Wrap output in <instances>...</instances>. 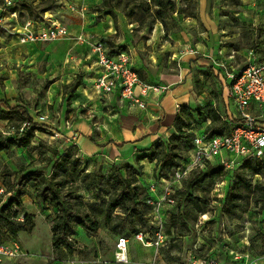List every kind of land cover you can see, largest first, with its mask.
I'll return each instance as SVG.
<instances>
[{
	"label": "rangeland",
	"instance_id": "1",
	"mask_svg": "<svg viewBox=\"0 0 264 264\" xmlns=\"http://www.w3.org/2000/svg\"><path fill=\"white\" fill-rule=\"evenodd\" d=\"M17 1L0 0V9L5 7L6 17L3 22L6 29L0 28V100L10 107L24 108L38 129L27 147L0 152V188L6 191L17 178L29 173H50L57 159L69 149L73 151L74 123L89 125L92 139L99 132L93 123L103 124L100 107L88 98L89 92L85 95L82 84L79 65L88 52L78 41L81 36L103 40L113 53H126L134 61L143 82L164 88L174 96L176 114L184 106L191 109L193 118L187 130L196 134L210 121L199 122L200 112L209 116L214 111L232 119L239 116L235 105L225 97L226 71L240 69L249 59L264 63V0H187L178 4L186 12L167 16L164 25L154 23L146 0H133L137 7L130 18L126 0H113L107 6L102 4L103 0H53L52 9L34 19L19 8ZM27 1L36 5L41 0ZM9 13H15V17ZM27 22H33L34 28L60 23L66 35L22 45L15 34L21 33ZM210 66L215 71L212 75L207 74ZM176 88L180 91L175 93ZM253 117L264 122V108L255 111ZM220 123L217 120L214 127L226 131V126ZM24 124L15 115L1 121L0 139L27 132L29 129ZM102 130L109 132V128ZM174 133L172 126L160 142L166 144ZM74 148L84 174L93 171L104 174L100 167L90 169L87 159L79 155L75 145ZM181 150L184 155L186 149L181 147ZM52 151L58 156H52ZM237 163V168L229 171L196 168L177 182L172 171L165 183L156 179L152 171L153 180L144 185H155L153 197L162 199L160 212L166 217V224L169 216L185 214L184 223L176 220L177 230L156 248L144 247L136 241L129 218L119 211L112 214L106 225L102 197L92 199L91 192L85 191L83 183L77 181L68 190L72 192L70 198L89 204L86 212L97 222L98 229L93 232L75 226L71 236L75 243L73 251H56L51 247L50 233L55 212L42 206L34 198L33 189L28 187L16 223L23 221V215H30L34 226L29 232L19 226L17 236L10 242L19 247L20 256L3 264H189L191 256L208 259L214 254L219 255L218 264H232L224 256L228 250L248 253L264 264L261 251L264 249V212H259L258 191L242 187L237 201L240 207L228 217L220 212V203L234 182L242 180L251 187L264 186V174L254 176L248 169L255 162ZM134 165L140 173L138 182L145 180L136 162ZM167 198L173 203H168ZM244 208L246 211L241 213ZM150 224L154 227L155 223ZM134 228L149 232L146 237L152 239L147 227L136 224ZM121 236L128 239L125 263H118L114 258L115 242Z\"/></svg>",
	"mask_w": 264,
	"mask_h": 264
},
{
	"label": "trees",
	"instance_id": "2",
	"mask_svg": "<svg viewBox=\"0 0 264 264\" xmlns=\"http://www.w3.org/2000/svg\"><path fill=\"white\" fill-rule=\"evenodd\" d=\"M111 1L113 0H103L102 4L107 6ZM146 1L147 10L150 12L154 23L157 21L164 25V19L167 16H171L173 13L184 14L186 12V10H180L178 4L187 0ZM126 2L129 4L130 9L127 17L130 18L134 13L133 9L136 5H133V0H126ZM32 3V1L29 2L27 0H18L16 2L19 8L28 14L30 19H34L50 11L53 6V0H41L36 5ZM134 21L138 22L136 19ZM84 51L88 52V49L84 48ZM111 53L113 54V52ZM213 72L215 71L211 66L207 68V74L212 75ZM77 85L78 82H76L75 86ZM225 88V93H227L228 86L226 85ZM12 115L17 116L21 123H26L29 130L27 132L22 131L7 139H0V152H7L12 148L27 147L33 137V132L38 129V125L24 108L21 106L10 107L6 101L0 100V122L9 120ZM198 117L201 123L205 122L206 119H210L209 124L200 132L201 135L208 134L212 136L228 132L230 131L231 123L237 122L236 119H232L230 116L228 117L229 120H224L221 115H218L214 111L210 112L209 116L200 112L198 113ZM192 118V111L188 106L180 108L179 113L175 114L173 119L175 133L170 135L166 144L159 141L148 153L138 156L136 158V165L139 166V161L144 160L154 163V177L161 181H167L169 179V172H174L175 169L189 162L190 152L193 148L192 141L196 134L187 130L190 127ZM217 120L221 122V125L226 126V131H219L214 127ZM71 147L73 151L69 149L62 157H58L59 159H57L50 173L44 171L29 173L21 178H17L6 191L12 192V196L8 197L0 208V243L9 242L14 239L19 231V226L28 232L33 228L34 224L30 215H23V221L18 224L16 223L18 210L23 205L22 198L28 194L27 188L30 187L34 191V198L42 206L50 207L55 212L50 226L51 247L56 251L66 250L72 252L75 243L71 239V236L75 226L93 232L98 229L97 222L93 221L90 214L86 212V207L89 204L82 201L77 202L70 198L72 192L68 190L77 181L83 183L85 191L91 192L92 199L102 197L106 210L104 215L106 225L111 221L112 214L119 211V213L129 218L130 224L133 227V235L142 232L141 229L134 228L136 224L147 227L153 235L155 229L150 224L152 206L147 201H155L156 198L150 194L149 186L140 183V181L138 182L140 173L137 168L125 163L123 165H113L107 174H99L94 171L84 174L81 169L80 160L76 155L77 149L74 146ZM181 147L186 149L184 155H181ZM52 152V156H58L55 151ZM72 152L76 153L73 155ZM250 161L255 162L254 166H248L252 175L264 174V160ZM205 167H215L219 171L222 170L221 166L210 162H207ZM244 186L248 191L254 189L258 191L257 201L261 203L259 212H264V186L256 184L254 187H251L246 181L243 182L241 180L233 183L220 203V212L226 217L230 216V214L240 207L237 201L241 197V188ZM147 209L149 211L148 215ZM245 211L246 208L242 209L241 213ZM184 219L185 214L171 215L168 218V224H166V217H164V225L166 224L164 234L167 237L171 236L173 231L177 230L176 220L184 223ZM148 233L144 232V234ZM261 251L264 253V249ZM224 256L227 261H230L228 252Z\"/></svg>",
	"mask_w": 264,
	"mask_h": 264
},
{
	"label": "built area",
	"instance_id": "3",
	"mask_svg": "<svg viewBox=\"0 0 264 264\" xmlns=\"http://www.w3.org/2000/svg\"><path fill=\"white\" fill-rule=\"evenodd\" d=\"M6 5H9L8 3ZM5 7L0 9V28L5 21ZM14 18L15 13H9ZM48 27L34 28L33 22H27L21 33L15 34L22 45L36 42L56 40L66 35V30L60 23L51 22ZM13 29V27H11ZM80 44L88 49L97 68V74L91 82L92 89L101 95L117 94L122 102L130 107L145 110L147 103L145 98L149 94L163 95L164 88L149 85L141 80L132 66V62L126 53H111L108 46L101 39L79 37ZM225 78L228 85V98L238 110L237 122L231 123L230 131L209 136L208 134H195L190 152L189 162L174 170V181H179L191 170L203 168L208 162L222 167L223 171L236 169L237 162L248 160H264V122L257 121L249 113L253 103L257 108L264 107V63H255L250 60L236 71H226ZM224 120H227L224 118ZM27 126V124H24ZM28 128V127H27ZM75 140L76 135L74 134ZM75 144H73L74 146ZM164 183L167 181L162 180ZM155 186H149L152 196ZM165 195L169 194L168 185L164 188ZM12 196V192L0 188V208L4 201ZM2 198V199H1ZM168 203H173L170 198ZM161 200H148L152 206L150 223L154 224L155 232L152 239L146 237L144 232L133 235L134 239L144 247H159L166 241L164 234V216L160 212ZM128 239L118 237L114 247V258L118 263L127 262ZM232 264H259L258 257L248 253H238L228 250ZM19 247L12 242L0 243V264L6 260L20 256ZM211 256L205 259L189 258V264H218L217 257Z\"/></svg>",
	"mask_w": 264,
	"mask_h": 264
},
{
	"label": "crops",
	"instance_id": "4",
	"mask_svg": "<svg viewBox=\"0 0 264 264\" xmlns=\"http://www.w3.org/2000/svg\"><path fill=\"white\" fill-rule=\"evenodd\" d=\"M110 29L111 27H109ZM132 66L138 73L134 61H132ZM79 68L82 73V84L86 88L85 95L88 96L89 92L88 98L94 100L100 107L99 117L103 120V124L93 123L96 127L94 129L99 132L92 139L89 125L85 122L74 123L76 127L73 133L76 138L75 141L72 140L71 145L75 144L79 150V155L87 159L90 169L100 167L104 174L108 173L113 164L127 163L136 168L134 165L136 158L148 153L157 142L162 140L161 138L167 133V130L173 126V119L176 114L174 96L169 93L163 96L149 94L145 98L146 109L140 110L122 102L115 93L105 96L92 89L91 82L98 71L89 52L80 60ZM179 91L180 88L174 90L175 93ZM225 97L230 102L228 92ZM181 103H184L183 99ZM248 111L253 116L255 111H259V108L252 103ZM224 118L229 120L227 116ZM235 119L237 120V118ZM98 124L99 128H97ZM102 128H109V132H104L105 130ZM138 165L144 173L143 178L145 179H141L140 183L144 184L149 179L153 180L154 165L146 160L139 161ZM155 193L156 187L153 195Z\"/></svg>",
	"mask_w": 264,
	"mask_h": 264
},
{
	"label": "bare ground",
	"instance_id": "5",
	"mask_svg": "<svg viewBox=\"0 0 264 264\" xmlns=\"http://www.w3.org/2000/svg\"><path fill=\"white\" fill-rule=\"evenodd\" d=\"M111 30V29H110Z\"/></svg>",
	"mask_w": 264,
	"mask_h": 264
}]
</instances>
